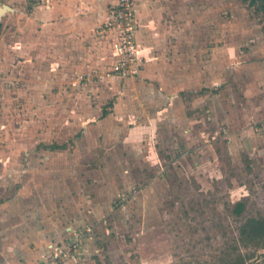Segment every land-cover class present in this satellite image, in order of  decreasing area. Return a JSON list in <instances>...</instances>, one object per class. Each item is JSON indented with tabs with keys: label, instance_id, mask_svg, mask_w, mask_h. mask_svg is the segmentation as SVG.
Instances as JSON below:
<instances>
[{
	"label": "rangeland",
	"instance_id": "1",
	"mask_svg": "<svg viewBox=\"0 0 264 264\" xmlns=\"http://www.w3.org/2000/svg\"><path fill=\"white\" fill-rule=\"evenodd\" d=\"M131 3L0 0V264H264V1Z\"/></svg>",
	"mask_w": 264,
	"mask_h": 264
},
{
	"label": "crops",
	"instance_id": "2",
	"mask_svg": "<svg viewBox=\"0 0 264 264\" xmlns=\"http://www.w3.org/2000/svg\"><path fill=\"white\" fill-rule=\"evenodd\" d=\"M105 1L106 0H55L47 6V13L49 15L57 14L59 16H65V23L68 25H98L97 22L104 16L101 11H103ZM99 14L100 16H98Z\"/></svg>",
	"mask_w": 264,
	"mask_h": 264
},
{
	"label": "built area",
	"instance_id": "3",
	"mask_svg": "<svg viewBox=\"0 0 264 264\" xmlns=\"http://www.w3.org/2000/svg\"><path fill=\"white\" fill-rule=\"evenodd\" d=\"M37 3L42 4H49L53 0H34ZM113 16L115 22H119L122 24H126L128 26H132V20H133V9H132V3L131 0H117V4L115 6V10L113 11ZM124 24V25H125ZM133 28V26H132ZM129 31V28H128ZM130 37V36H129ZM135 54V45H133L132 41L129 40L128 36L125 35L123 37V41L120 45V59L121 61H124L125 64H127L130 60L133 59V55ZM124 64H117L116 70H121L123 68ZM57 257L59 256V253H56Z\"/></svg>",
	"mask_w": 264,
	"mask_h": 264
},
{
	"label": "trees",
	"instance_id": "4",
	"mask_svg": "<svg viewBox=\"0 0 264 264\" xmlns=\"http://www.w3.org/2000/svg\"><path fill=\"white\" fill-rule=\"evenodd\" d=\"M264 1V0H263ZM244 209V204L239 203L236 208L237 214ZM243 237L250 243H257L264 238V219L250 218L241 227ZM242 260V259H238ZM230 262V264H240L241 261Z\"/></svg>",
	"mask_w": 264,
	"mask_h": 264
},
{
	"label": "water",
	"instance_id": "5",
	"mask_svg": "<svg viewBox=\"0 0 264 264\" xmlns=\"http://www.w3.org/2000/svg\"><path fill=\"white\" fill-rule=\"evenodd\" d=\"M9 9V6L0 7V16Z\"/></svg>",
	"mask_w": 264,
	"mask_h": 264
}]
</instances>
